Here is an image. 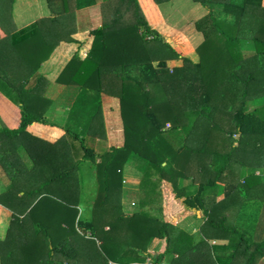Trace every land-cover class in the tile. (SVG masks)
I'll use <instances>...</instances> for the list:
<instances>
[{
	"label": "trees",
	"instance_id": "16d2710c",
	"mask_svg": "<svg viewBox=\"0 0 264 264\" xmlns=\"http://www.w3.org/2000/svg\"><path fill=\"white\" fill-rule=\"evenodd\" d=\"M14 1L0 0V167L10 184L9 191L0 192V204L12 213L6 236L0 240L1 264H97L92 239L79 245L71 243L67 234L57 246H49L46 240L40 246L34 240L41 228L50 230L55 222L66 231L67 225L62 224L70 221L68 216L75 237L76 228L96 227L92 216L82 218L72 212L79 202L78 170L85 160L93 162L90 167L101 184L98 192L95 189L97 195H92V209L104 218H114L110 223L102 220V232L122 240L130 230V237L147 241L139 251L130 248L134 252L130 256L143 260L153 236L167 241L153 256L156 263L216 264L220 261L212 256L208 243L212 236L227 240L221 248L222 255L228 250V256L221 264L234 263L238 254L246 259L243 264H253L246 257L249 251L260 250L259 255H264V229L258 232L261 239L254 236L256 241L246 235L250 213H259L264 220V0H193L207 10L194 23L201 33L195 47L199 62L182 57L183 65L171 69L166 61L178 53L155 29L164 27L157 19L156 4L170 0H154L156 4L139 0L145 15L138 0H104V21L90 30L94 38L86 57L74 54L56 81L91 91L88 101H99L102 92L118 97L123 143L96 154L79 133L66 130L75 146L74 160L67 163L65 147H59L51 178L42 176L39 170L45 167L37 164L41 159L35 161L33 148L22 142L24 135L31 136L25 130L29 123L46 122L50 100L45 92L50 80L40 71L41 64L61 41L74 42L75 11L98 0H46L50 17L11 32L5 17H11ZM42 37H49V43ZM188 48L185 42L180 50ZM87 134L99 137L96 127ZM21 156L31 160L29 166L22 165L26 180L22 195L18 186ZM134 158L139 160L135 167L141 175L140 209L147 204L145 198L151 203L163 198L165 205L170 193L189 209H203L205 220L198 231L177 236L184 237V249H172L179 228L162 216V202L161 207L157 205L159 216L144 210L129 216L122 213V169ZM240 176L242 180L237 181ZM218 193L224 196L213 203L208 195ZM102 254L117 262L130 259L104 249Z\"/></svg>",
	"mask_w": 264,
	"mask_h": 264
},
{
	"label": "crops",
	"instance_id": "0c3cea01",
	"mask_svg": "<svg viewBox=\"0 0 264 264\" xmlns=\"http://www.w3.org/2000/svg\"><path fill=\"white\" fill-rule=\"evenodd\" d=\"M16 1V0H15ZM15 1L13 2V6L15 4ZM24 1V0H22ZM100 4L99 1H97L95 4L83 7L81 9H77L75 11V31L71 34V38L74 39V42H65L61 41L52 51L50 56L43 61L44 67H42L41 72L45 74L49 80L50 85H48L45 96L50 100V104L48 105V108L46 112L44 113V118L46 119V122H39V121H32L29 123L25 130L28 134L35 137V140L33 137L24 135L22 138V142L29 146L30 148H33V154L35 155V161L37 159H41L42 163H37L38 165H42L45 167V170L42 169L39 170L42 173V176H46L49 174V178H51L53 173V166L56 164L57 156L59 155V147H65V155L67 163L71 160H74V154L75 149L73 143L70 141L68 134H65L66 130L73 133H79L80 137H82L85 140V144L92 148L96 154H100L103 150L108 149L112 146L119 147L123 143V120L120 110V101L118 97H115L113 95H109L107 93H100L99 94V104L101 107L100 112H96L95 114V125L92 123V118L94 117L92 114L94 112H90V115L88 116V119L85 121H80V114L78 112H69V109L74 106L76 101L80 98H82L80 105L82 102L87 101L88 98L91 95V91H85V89H82L79 85L75 84H61L56 81L58 74L63 69L65 64L68 62V60L71 57L72 51L77 50L84 45H88V42H82L83 40L86 41V38H92L90 37V30L93 28L94 24L97 22L98 19H92V16L89 13L90 8L94 7L95 5ZM32 5V6H31ZM30 5V9L28 8L26 11V14L24 16H19L18 12H13L11 14L12 20L10 21V27L11 32L18 31L22 29L25 26H28L29 24L33 23L34 21L40 19V18H46L50 17L51 13L47 6L46 0H38L34 4ZM141 5V4H140ZM15 8V7H14ZM14 11V10H13ZM22 11V10H21ZM88 11V12H87ZM202 13H205V11H201ZM83 16L81 19L80 16ZM162 21L164 25V20L159 12L158 6H157V19ZM84 22V23H83ZM182 38H184V34L181 35ZM190 45V50L188 54H184V51L180 50V47L177 46V48H174L176 52L178 53V57L168 59L166 61V65L171 69L175 67H180L183 65L182 57H187L192 62L197 63L199 62V56L196 53L194 46ZM84 48V47H83ZM85 50V48H84ZM61 62L62 65L60 64ZM81 112H84L82 109H80ZM83 114V113H82ZM94 121V120H93ZM168 126H170L169 122H166ZM1 127V123H0ZM96 127V132L99 137L93 139L86 135L92 128ZM117 133V134H116ZM121 133V134H120ZM100 134V135H99ZM104 134V135H103ZM111 135H113L111 137ZM100 136H104L103 138H100ZM62 137L66 138V142L58 143V140H62ZM69 141V142H67ZM236 143V142H234ZM58 146H52L57 145ZM22 146V143L21 145ZM55 147V148H54ZM64 155V154H62ZM71 156V158H70ZM98 161V159H97ZM178 161H181L178 158ZM26 164L29 166L31 164V160H28L24 156H21V160L19 163V179H18V186L20 187V195H22V188L25 186L26 180L22 178V165ZM165 164V163H163ZM124 170L127 172L125 175L126 177L122 176L121 180V195L120 200L123 202V204L126 203V207L130 209L129 211H134L133 207L129 205H133L134 195L136 192H139V182L141 179V175L135 172L133 169L128 171V169L123 168L122 174ZM37 171V173H39ZM94 172V171H93ZM260 170H257L256 173H259ZM262 174L264 175V169H262ZM44 174V175H43ZM33 178V177H32ZM31 178V179H32ZM48 178V177H46ZM30 179V180H31ZM237 181L242 179V177H237ZM37 181V180H36ZM242 182V181H241ZM28 185V184H27ZM223 183H220V186H222ZM9 179L5 178V175L3 174L1 167H0V192H4L6 189L9 191ZM223 187V186H222ZM138 189V190H137ZM262 190H260L261 192ZM258 191H255L257 193ZM9 193V192H7ZM206 194V193H205ZM210 194V193H207ZM120 195V196H121ZM210 198H212L213 203L219 202L223 198V193H218L216 195H208ZM124 198V200L122 199ZM130 203L126 202L125 200H131ZM92 199H89L88 203L85 202V209H90V205L92 203ZM145 202H149L147 204L151 205V202L149 199H144ZM145 205L141 210L148 211L145 208L149 205ZM168 204V199L167 203ZM180 209L178 210V214H184V222L186 220H189L192 222L191 224L184 223V230L190 228V227H196V225H201L204 223L205 218L203 217V209L200 208H187L184 204H180ZM137 207L138 201L136 202ZM135 205V207H136ZM90 206V207H89ZM140 208V207H139ZM164 209V208H163ZM163 209H162V216H163ZM137 211V210H136ZM134 211V212H136ZM140 211V210H139ZM10 215L11 212L8 208L4 207L0 204V240H3L6 236V231L10 222ZM180 216V215H178ZM182 216V215H181ZM261 220H258L254 225L250 224V229H256L258 230L254 236H260L257 237L258 239H261V235H258V232L260 233V229H264V220H262V215L260 216ZM192 225V226H190ZM106 228V227H105ZM191 234V230H187ZM251 236V240H255V237ZM86 238H77L76 240L70 239L71 243L78 242L79 245H83L85 243ZM40 246L43 244V241L39 242ZM98 245H100L99 241H97ZM209 247L210 251L212 252V256L219 260L220 262L226 261L228 256V250H224V255H222L223 249L221 248L222 245H225L227 243V240L223 239H217L212 236L211 239H209ZM251 243V241L249 242ZM248 243V244H249ZM157 247V246H156ZM156 247L153 246L152 243H148L147 245V255L150 256L153 260V256L155 254L154 251L156 250ZM41 248V247H40ZM45 249V248H44ZM93 250V249H92ZM83 251V250H82ZM94 253L99 257L93 258L96 260L97 264H133L137 262H143L145 261V257L143 260H139L135 258V256H130V259L127 261H113L110 258H107L106 255L103 257L95 250H93ZM181 251V250H180ZM259 251H256L255 254H253L251 251H249V254L247 259L254 261L253 264H264V255H259ZM149 253V254H148ZM181 254H183V257L181 256V262H184V252L181 251ZM146 255V256H147ZM178 254L174 253V256L176 257ZM58 258V257H57ZM21 259H26L25 256H21ZM86 259V258H85ZM107 259V260H106ZM27 260V259H26ZM106 260V261H105ZM234 263L230 264H243L242 262L246 261V259L243 260L242 255L238 254ZM0 264H1V258H0ZM25 264V262H24ZM167 264V263H166Z\"/></svg>",
	"mask_w": 264,
	"mask_h": 264
},
{
	"label": "rangeland",
	"instance_id": "374dc122",
	"mask_svg": "<svg viewBox=\"0 0 264 264\" xmlns=\"http://www.w3.org/2000/svg\"><path fill=\"white\" fill-rule=\"evenodd\" d=\"M37 1L38 0H24V1L16 0L15 4H14L15 8L14 7L12 8L11 14H13V12L16 11L19 13V16L20 15L24 16L27 12L26 10L28 8L29 9L31 8L30 5L34 4ZM98 1L100 2V4L95 5L94 7L90 8V11L88 13L92 16V19H98L97 22L94 24L93 28H97V27L101 26L102 21H104L103 15H104L105 8L103 10L101 7V4L105 3L106 1H104V0H98ZM152 1L155 3L154 0H152ZM138 3L140 5L139 0H138ZM161 3H162V5H158L156 3L155 4L158 6L159 12H160V14L164 20L163 29L155 28L150 23L149 24L160 33L163 41L169 43L173 48H177V46L178 47H180V46L184 47L185 42H187L190 45H193L194 49H195V47L201 41V33L196 30L194 23L199 18H201L203 15H205L207 10L203 7L202 4L195 3V2H193V0H170V1H162ZM140 8H141L142 13L145 15L141 5H140ZM7 10H6V14L9 13ZM201 11H203V12L205 11V13H202ZM7 16L8 15H6L5 19L7 20V22H10L12 20L13 15H12V17H10V14H9L10 18H8ZM80 18L82 19L83 16L81 15ZM182 34H184V38L181 37ZM90 37L92 38L91 40H89L90 38H86V41L85 40L82 41L83 43L88 42L87 43L88 45L83 46L85 48V50L83 47H81L77 50H74V52L72 51L71 57L74 54H77L80 58L86 57L89 49L91 48L93 38H94L93 35H91ZM42 38H44V40L47 43H49V41H50L49 37H42ZM43 45L45 47L44 41H43ZM189 50H192V48L191 49L188 48L186 51H184V54H188L187 51H189ZM62 63L63 62H61L60 64L62 65ZM42 64H43V62H42ZM41 66L44 67V65H41ZM42 67L40 68V71L42 70ZM81 100H82V98H80V100L78 99L76 101V103L74 104V106L69 109V112H78V114H80L79 120L81 122L88 119L90 112L91 113L96 112V111H98V108H99V111H101L102 104L100 106V104H99L100 101H93L92 102V101L87 100V101L82 102V104L80 105ZM97 100H98V98H97ZM0 103H1V100H0ZM80 109H82L84 112H81ZM3 116L7 117L8 114L3 113ZM165 126L168 127L167 124H165ZM86 135H88V134H86ZM112 136L113 135H111V137ZM94 138H97V136ZM100 138H103V136L102 137L100 136ZM234 144H236V143H234ZM78 151L80 152L79 149H78ZM138 162H139V160L137 158H134L132 160H129L126 164H124L123 168L128 169V171L133 169L135 172L140 174V171H138L135 167V163H138ZM90 165L91 166L93 165V162H91L90 160L82 161L80 164V167L78 170V175L80 177V192H79L80 198L78 199L79 202L77 203V207L75 209H72V212L76 213L77 216H80V217L82 215V218H88V217L92 216L94 221H95L96 227H94L95 230H94V228H93V230H88V229L84 230V228L83 229L76 228V232L79 231V233L76 235V237L92 239L93 241L91 240V242L92 243L95 242V244H96V252L98 254H100L101 256L103 255L102 249H104L109 254H111L112 256H115L118 254L119 257H123V259H127L131 255V253H134L133 251H130V248H133L134 250L138 249V251H139L141 249V247H143L146 244L147 241H144L142 238L136 239V237L135 238L130 237V232H131L130 230L126 231L124 238L122 240L121 239L115 240L114 238L112 239L108 235H105L104 232H102V225H103L102 220L107 219L105 221V223L107 221H109V223H110V221H113L114 218H112V216H106L107 218H104L105 215L102 212L92 209V207H93L92 195L94 193L96 194V190L98 192L99 189H101V184L97 180V177L95 176V174L92 172L93 169L90 167ZM126 174H127V172L124 170L122 176L126 177L125 176ZM195 182L197 183L196 180H195ZM179 190H182V189H179ZM120 197H122V195ZM142 197H143L142 191L136 192V194L134 195V198H136V199L133 200V205H129V206L134 208L132 210H134V211L141 210L139 207H137L136 202L138 201V204H141L142 203V200H141ZM144 198H145V193H144ZM89 199H92L91 200L92 203L90 205L91 207L89 206L90 210L85 209V202L88 203ZM122 199L124 200V198H122ZM161 199H162V201H161ZM161 199L160 198L156 199V201L151 203V205L147 204L149 206H147L145 209L148 210V212L152 215V217L159 216L161 214V210H160V208H158V206L161 207L162 203H163V207H164L163 213H164L165 219L171 225H175L179 228L178 233L175 237V241L173 242L172 249L176 250V249H178L179 246L183 247V249H184V237L178 238L177 237L178 234L180 232H184V231L187 233H190L187 230H191V234L195 233L198 231L200 226L196 225V227H190L187 230L186 229L184 230V223L191 224L192 222H190L189 220H186V222H184V214H178L177 213L178 210L180 209V205L178 204V200H176L175 197L173 196V193L169 194L168 204L165 203V205H164V200H163V198H161ZM58 200L62 201V198L59 197ZM125 201L130 203V201H132V199L131 200H125ZM120 204H121V208H122V213H124V215L125 214H126V216L132 215V213L134 211H132V212L129 211L130 209H128L125 206L126 203L123 204V202L120 200ZM135 205H136V207H135ZM31 206L32 205H30L28 208H30ZM91 211H93V214ZM35 212H36V210L34 211V213ZM178 215H180V216H178ZM250 215H251L252 219L249 223H252L253 225L258 220H261L259 213L255 214L253 212V213H250ZM68 217H69V220L72 221L71 216H68ZM11 219H12V213L10 215V221H11ZM156 220L159 221L158 219H156ZM70 221L67 222L69 225L67 223L62 224V226L67 225L66 231L61 230L59 228V226L61 224L60 223L57 224V222H55V224L50 225V230L48 228L46 230L44 228H41L42 232H40L38 235H36V237L34 239L35 242L39 243V242H41V240H43V241L46 240L50 244L49 246H52V245L57 246L59 244V242H61V240H63V238L67 234H68V237L70 239L76 240L75 229H71ZM136 225L138 226V223H136L135 226ZM153 226H154V224H153ZM190 226H192V225H190ZM105 230H108V227H106ZM247 230H248L246 232L247 236H254V234L258 231L256 229H247ZM209 235H210V233H209ZM114 236L120 237V235L116 232H114ZM246 238H248V237H246ZM139 240H140V242L136 244V242H138ZM97 241L100 242L99 243L100 245H97L98 244ZM148 241H149L148 243H152L154 247L157 246L156 250L154 251L153 254H155V253L159 252L160 250H162L163 248H165L166 243H167V241H165L164 238L162 239V238H158L155 236L151 237L150 240H148ZM102 242H103V244H101ZM89 245L92 246L90 243H89ZM94 248H95V246L92 249H94ZM113 248L116 252H114V250H112ZM183 249H181V250H183ZM38 250H39V247H38ZM125 252L128 254L123 255ZM121 255H123V256H121ZM56 257H58V255ZM103 257H104V255H103ZM147 259H152V258H150V256L147 255L145 257V260H147ZM108 264H110V263H108ZM216 264H221V263L217 262Z\"/></svg>",
	"mask_w": 264,
	"mask_h": 264
},
{
	"label": "built area",
	"instance_id": "2783aa9c",
	"mask_svg": "<svg viewBox=\"0 0 264 264\" xmlns=\"http://www.w3.org/2000/svg\"><path fill=\"white\" fill-rule=\"evenodd\" d=\"M133 264H165V263H156V262H154L152 259H147V260H145V261H143V262H137V263H133Z\"/></svg>",
	"mask_w": 264,
	"mask_h": 264
}]
</instances>
